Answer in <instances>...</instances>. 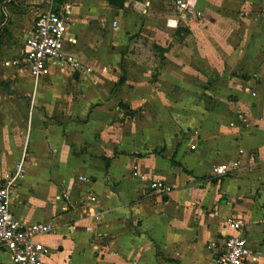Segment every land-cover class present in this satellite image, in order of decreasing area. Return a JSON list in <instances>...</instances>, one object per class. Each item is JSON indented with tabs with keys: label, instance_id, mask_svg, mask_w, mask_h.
<instances>
[{
	"label": "crops",
	"instance_id": "crops-1",
	"mask_svg": "<svg viewBox=\"0 0 264 264\" xmlns=\"http://www.w3.org/2000/svg\"><path fill=\"white\" fill-rule=\"evenodd\" d=\"M64 2L83 69L11 65L42 0H14L0 44V180L26 154L11 208L53 223L45 264H214L229 217L264 264V0Z\"/></svg>",
	"mask_w": 264,
	"mask_h": 264
},
{
	"label": "built area",
	"instance_id": "built-area-1",
	"mask_svg": "<svg viewBox=\"0 0 264 264\" xmlns=\"http://www.w3.org/2000/svg\"><path fill=\"white\" fill-rule=\"evenodd\" d=\"M42 1L45 3V8L35 19L26 40L24 56L21 60H14L11 63L13 66L27 67L37 82L51 66L83 69V63L75 52L67 47L76 42L69 32L70 4L64 0ZM186 2L187 0H176L179 7H186ZM197 13L202 14L198 9ZM86 70L91 71V68ZM191 147L195 148L196 145L192 144ZM237 164L236 162L234 166ZM231 168L229 163H220L215 164L212 171L215 175L223 176L228 174ZM26 173V154H23L11 173L0 180V252L9 253L12 264H45L49 248L37 237L53 232V223L25 222L18 219L11 208L15 190ZM149 187L165 192L171 191V187L161 180H152ZM92 199L95 197L93 196ZM215 214L219 212L215 211ZM227 222L237 233L229 234L224 240H209L211 260L214 264H247L253 251L248 239L239 233L243 228L244 220L229 217Z\"/></svg>",
	"mask_w": 264,
	"mask_h": 264
},
{
	"label": "trees",
	"instance_id": "trees-1",
	"mask_svg": "<svg viewBox=\"0 0 264 264\" xmlns=\"http://www.w3.org/2000/svg\"><path fill=\"white\" fill-rule=\"evenodd\" d=\"M113 6L121 8L127 0H106ZM2 3V20L0 21V44L2 39L8 34V25L10 24V7L14 4V0H1Z\"/></svg>",
	"mask_w": 264,
	"mask_h": 264
}]
</instances>
